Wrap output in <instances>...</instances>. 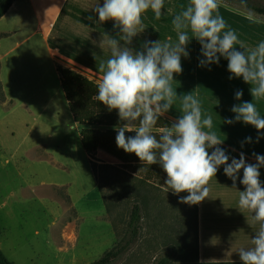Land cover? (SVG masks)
Masks as SVG:
<instances>
[{"label":"rangeland","instance_id":"obj_1","mask_svg":"<svg viewBox=\"0 0 264 264\" xmlns=\"http://www.w3.org/2000/svg\"><path fill=\"white\" fill-rule=\"evenodd\" d=\"M221 7L264 26V17L252 11L225 2ZM18 80L14 85L0 77L1 92L16 99L11 105L0 101V246L15 264H93L124 237L130 200L124 195L118 203L114 225L94 168L110 162L102 152L84 150L57 72H48L42 84L33 77ZM123 167L106 178L108 194L116 179L122 191L127 175H136ZM159 173L150 181L139 239L114 264H156L169 251L174 264H186L180 257L190 239L195 243V208L180 202L187 193L167 192L166 173Z\"/></svg>","mask_w":264,"mask_h":264},{"label":"clouds","instance_id":"obj_2","mask_svg":"<svg viewBox=\"0 0 264 264\" xmlns=\"http://www.w3.org/2000/svg\"><path fill=\"white\" fill-rule=\"evenodd\" d=\"M221 3L222 0H189L179 13H173L169 7L167 12L173 14L178 41L175 44L146 41L139 51L131 45L144 31L142 14L151 9L159 19L164 14L165 0H103L102 6L98 3L93 9L98 16L95 23L112 21L118 34L116 37L105 34L108 39L100 42L110 46L111 58L99 65L104 74L92 99L102 103L109 113L117 111L120 122L114 128L117 148L135 154L143 166L158 164L166 173L162 185L166 191L178 197L187 193L180 198L181 203L195 205L208 198V184L221 166L232 181L231 189L237 190L239 180L243 186L242 191L237 190L239 211L251 213L256 226L251 246L240 248L239 258L242 264H264V183L260 180L264 155L253 153L255 163H247L243 153L239 159L230 157L220 147L224 140L214 132L204 131L211 130L212 117L202 120L200 104L193 94L178 96L172 88L174 76L183 70L181 58L189 57L188 45L195 39L201 48V67L219 64L223 58L227 61L229 79L242 78L251 86L252 102L233 105L234 120L225 118L223 123L242 122L253 126L258 134L264 131V117L254 103L264 98V42L252 50L243 44L237 47L236 33L226 30L225 20L218 13ZM239 4L247 9L248 0H239ZM242 96L243 91L237 90L235 99L240 101ZM177 97L181 101L179 118L170 126L158 127L160 117L173 108ZM246 142L251 143L252 138L248 137Z\"/></svg>","mask_w":264,"mask_h":264},{"label":"crops","instance_id":"obj_3","mask_svg":"<svg viewBox=\"0 0 264 264\" xmlns=\"http://www.w3.org/2000/svg\"><path fill=\"white\" fill-rule=\"evenodd\" d=\"M189 0H165L164 14L155 18L149 9L142 14V28L144 31L133 39L131 47L139 51L146 41L173 43L178 41L177 33L172 24L173 14L167 9L171 7L173 13H179ZM103 0H19L14 3L8 13L0 20V77L2 82L16 85L18 79L37 78L41 84L48 72L57 71L58 67L70 70L96 83L102 80L103 72L99 70L101 63L111 58L110 46L105 34L116 37L118 30H114L113 22L97 24L98 16L94 7ZM219 15L224 16L226 30H233L238 43L248 50L254 49L260 42H264V26L260 27L255 19H247L238 15H231L223 7L218 9ZM215 14V13H214ZM89 17H92L89 20ZM231 18V19H230ZM192 38L191 32L188 33ZM189 57H182V73L174 76L172 88L178 96L192 93L201 108L202 120L212 117L211 130L223 143L220 145L230 157L239 159L241 153L245 155L247 163H255L253 153L264 155V131L257 130L242 122L232 124L223 123L225 118L234 120L231 111L233 105L242 102H252L250 85L240 79H229L227 61L221 58L219 64L201 67L199 60L201 48L193 39L188 45ZM62 86V84H61ZM237 90L243 91L240 101L235 99ZM5 104H16L13 96L5 95ZM66 96V95H65ZM255 106L264 117V98L254 101ZM24 105H27L24 103ZM181 108L180 98L174 99L173 108L164 116L169 121L179 118ZM259 140L257 142V136ZM248 137L252 142H246ZM231 162V161H229ZM242 178L243 172L239 174ZM260 180L264 183V167L260 169ZM210 189L208 198L198 204L199 221V258L200 262H242L238 251H228L226 254L215 252V241L222 234L229 239H239L241 248L251 246V239L256 232L248 211L240 212L238 208L239 193L243 186L237 180L235 189H231L232 181L225 176L223 166L216 177H212L208 184ZM234 220L235 225L226 223ZM238 221V223H237ZM219 233H222L219 235Z\"/></svg>","mask_w":264,"mask_h":264},{"label":"trees","instance_id":"obj_4","mask_svg":"<svg viewBox=\"0 0 264 264\" xmlns=\"http://www.w3.org/2000/svg\"><path fill=\"white\" fill-rule=\"evenodd\" d=\"M19 0H0V20L8 13L15 2ZM222 2L235 4L240 6L239 0H222ZM241 7V6H240ZM242 8V7H241ZM245 9V8H243ZM248 11H252L257 15L264 17V5H260L256 0H248ZM60 80L66 99L73 114L75 122L81 127L82 144L84 150L90 153L102 152L110 164L97 167L94 165L97 173L98 187L101 191L108 216L116 224L118 220L117 209L120 200L124 199V195L131 203V214L128 227L124 237L105 255L93 264H114L125 255L137 243L142 230V222L144 213L149 210L150 193L149 186L152 187L150 181L152 178H160L157 165L143 166L135 154H126L122 149H118L115 142L117 135L114 128L119 125V117L117 111L108 112L107 108L100 102L93 100V96L97 94V84L86 79L63 67H58ZM0 85V101L6 102V96L1 92ZM171 121L160 117L158 127L170 126ZM159 135V133H156ZM126 136L135 135V133H125ZM120 164V165H119ZM121 165L133 175H127L125 181L126 187L121 191L117 189V183L120 184L119 178L113 182V192L108 194L105 189L104 182L107 177L112 178L110 171L120 173ZM100 168V171H99ZM154 184V183H153ZM194 241L192 245L190 240L185 246L186 252L180 257L181 262L186 264H203L199 258V221H198V204L194 205ZM2 236V223L0 220V239ZM174 252H168L162 256L156 264H174ZM0 264H15L11 261L0 246ZM205 264H242V262H220Z\"/></svg>","mask_w":264,"mask_h":264},{"label":"bare ground","instance_id":"obj_5","mask_svg":"<svg viewBox=\"0 0 264 264\" xmlns=\"http://www.w3.org/2000/svg\"><path fill=\"white\" fill-rule=\"evenodd\" d=\"M228 221L229 223L235 225V221L232 219V220H227V224H228ZM238 223V221H237ZM222 233H219V235H221ZM224 234H222L221 236H219V238H216V241H215V252L216 253H219V254H226L228 253V251H231V252H234L235 250H239L242 246V243L239 242V239H229V238H226L223 236Z\"/></svg>","mask_w":264,"mask_h":264}]
</instances>
